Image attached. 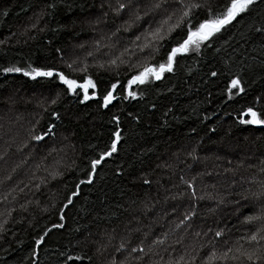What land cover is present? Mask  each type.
<instances>
[{"label": "trees", "instance_id": "trees-1", "mask_svg": "<svg viewBox=\"0 0 264 264\" xmlns=\"http://www.w3.org/2000/svg\"><path fill=\"white\" fill-rule=\"evenodd\" d=\"M47 3L56 7L47 10ZM97 3L98 0H0V40L7 38V43L0 45V66L18 62L53 64L73 78L83 76V72L72 73L62 66L60 58L73 42L88 37L89 30L83 21L96 12ZM42 9L52 13L38 25L45 31L19 28ZM257 11H264V4ZM178 35L179 32L173 34L161 53L153 56L156 64L164 62ZM229 36L235 39L226 44ZM237 39L233 29L202 46L200 52L179 56L173 72L164 73L160 80L131 86L130 90L137 93L135 99L124 100L122 96L123 85L136 71L92 68L86 74L99 82L101 94L117 79L121 81L117 99L106 109L99 108L96 99L81 104L72 96L57 97L61 89L48 78L32 81L20 73L0 74V112L7 110L12 93L33 95L47 91L58 100L57 104L42 106L33 120H28L32 111L25 106L30 107V103H16L9 118L17 111L20 119L15 129L22 131L20 136L16 131L10 135V120L5 121L0 115V190L7 192L15 186L16 193L26 195L24 199L18 197L0 215V224L4 226L0 230V264H31L34 239L43 235L45 228L49 234L38 247V264H60L61 260L64 264H98L91 242L102 229L122 222L130 209L147 197L155 204L156 214H162L155 197L165 201V195H170L176 201L183 194L182 199L189 193L185 181L197 185L196 196L204 197L193 221L192 229L199 233L197 243L207 246L209 251L213 241L219 251L240 245L249 251L264 247V240H248L260 224L244 223L245 216L259 215L264 206V198L255 195L264 190V126L235 122L236 113L264 91V78L246 76L245 87L251 95L228 99L225 89L229 77L223 60ZM56 48L62 49V53H56ZM210 71L221 74L211 77ZM52 111L58 112L60 119L51 116ZM113 116L118 120L113 121ZM26 123L31 134L48 131L52 124L55 132L50 136L65 134L75 143V156L52 179L48 177L50 167L40 159V152L13 153L17 146L14 141L21 136L24 149L21 147L20 151L25 150L26 143L32 144L25 139ZM117 125L121 131L117 151L97 166L92 183L77 189L81 180H87L90 161L107 150ZM6 156L9 159L5 161ZM144 179L151 183L144 184ZM72 191L78 195L61 213L60 208L65 207V198ZM61 215L65 216L64 221H60ZM57 223L64 227L53 228ZM216 231H222L224 236L215 237ZM60 252H65V256L60 257ZM68 256L82 259L70 261Z\"/></svg>", "mask_w": 264, "mask_h": 264}, {"label": "snow or ice", "instance_id": "snow-or-ice-1", "mask_svg": "<svg viewBox=\"0 0 264 264\" xmlns=\"http://www.w3.org/2000/svg\"><path fill=\"white\" fill-rule=\"evenodd\" d=\"M262 4H264V0H152L150 4L145 6L146 10L142 11L139 7V0H116L115 4L108 3L107 7L114 16L120 17L124 13H128V21H125V24L121 26L125 32H128L133 24L143 28V31L137 34L131 41L142 53L149 51L150 56L160 54L164 49L165 43L171 40L173 34L179 32L178 38L170 49L167 50L164 62L159 64L145 62L141 70L127 79V83L123 85L125 94L122 96V99H135L137 93L130 90L131 86L137 84L143 85L150 79L160 80L164 73L174 71V65L178 63L177 58L179 56L192 51L200 52L202 46L210 45L213 40L221 39L227 32L233 29H235V36L238 39L235 42V46L231 48V53H225L227 59L223 60L225 66L224 71L229 77L225 91L228 93L229 100L233 98L238 99L241 96H250L251 93L245 87L247 84L245 77L248 76L251 78L253 75H259L264 78V11H257ZM54 7H56L54 3H47L45 5V9L47 10H51ZM45 9L34 14L35 22L30 25L32 30L40 32L46 30L44 28H38L39 23L46 16L51 17L52 15L51 11H46ZM107 16L108 12H105L104 18H107ZM156 16H160L161 18L157 21L155 19ZM97 22H99V18ZM119 30L118 28L117 31ZM53 31H56V29H53ZM142 38L144 42L140 43ZM234 39V36H229L225 43L227 44L228 41ZM6 43L7 38L0 40V45ZM55 51L58 54L62 53V49L60 48H56ZM217 51L220 50L217 49ZM91 55L92 53L89 52L88 56ZM61 59H63L62 55ZM109 63L116 64V60H110ZM65 67L70 69L72 73L83 72L85 74L81 77L73 78L71 73H66L56 65L36 64L34 62L23 64L18 62L11 63L9 66H0V74L20 73L32 81H38L39 78H48L52 82L58 83L61 89L56 93L57 97L61 95L72 96L78 99L81 104L85 101L96 99L99 108L103 109L108 108L117 99L116 92L121 85L119 79L111 83L101 94L98 88L99 82L86 74L88 71L87 68H78L76 61L66 63ZM100 67H103V65H100ZM220 74L218 71H210L211 77H217ZM253 83H255L254 80ZM262 101H264V91L252 97L248 101L247 106L236 113L235 122L240 125L264 126V103ZM51 103L57 104L58 100L52 99ZM51 116L60 119L59 113L56 111H52ZM205 118L208 119V117ZM112 120L117 121L118 117L113 116ZM209 131H215V129L209 128ZM54 132V126L49 124L48 131H44L41 134H32L31 139L43 142L46 137L53 135ZM112 136L114 138L111 140L110 145H108L107 150L101 151L98 158L90 161V170L86 173L87 180H81L76 185L77 189L82 184L92 183L97 166L106 157H110L117 151L118 141L121 139L119 125H117L116 131L112 133ZM189 155H192V153H189ZM55 175H59V173ZM181 179L183 180V177ZM143 183L147 185L151 182L148 179H144ZM185 183H187L189 189L194 188L192 183L187 181ZM77 195V191H72L70 195L66 196L67 204L65 207L60 208L61 213L65 212L67 205L72 204L73 198ZM255 195L264 198V190ZM173 199H176V197H173ZM190 199H197L194 191L190 193ZM199 199L202 200L204 197L201 196ZM246 210L250 211V209ZM194 216L195 210L193 208L184 214L183 218L176 224V228H180L185 222H189L190 226V219ZM59 219L60 221H64L65 216L61 215ZM244 223L249 225L259 223L261 225L248 237L249 241L264 240V206L259 209V215L253 214L245 216ZM3 227L0 224V230ZM52 227L59 229L63 228L64 224L57 223L53 224ZM43 233V235L34 239V244L31 247V264H38V247L42 246L45 242L49 230L45 228ZM196 235L198 236L199 233H196ZM214 235L215 237L222 238L224 233L222 231H216ZM182 242V239L176 241L178 245ZM163 243V239L153 241V244ZM212 244L213 249L211 251L207 249V246L201 244L199 247L186 248L184 253L179 256L174 257L172 254H169L167 261H156L155 264H230V262L244 264V261H248L250 264H264V247L251 251L240 247L219 251L215 248V241ZM124 248L125 244L121 243L116 251L119 252ZM202 249L203 251H207L206 256L203 255ZM139 250L140 252L144 251L143 248ZM132 252H137V248H132ZM59 256L64 257L65 252H60ZM200 257L203 258L200 259ZM25 259H28V257ZM81 259V256L67 257V260L70 261ZM136 259L139 260L140 257H136ZM60 264H64L63 260L60 261ZM112 264H116V261L113 260ZM120 264H125V261H120Z\"/></svg>", "mask_w": 264, "mask_h": 264}, {"label": "rangeland", "instance_id": "rangeland-1", "mask_svg": "<svg viewBox=\"0 0 264 264\" xmlns=\"http://www.w3.org/2000/svg\"><path fill=\"white\" fill-rule=\"evenodd\" d=\"M115 2L116 0H98L96 12L94 11L95 13L93 12L85 17L83 21L89 30L88 37L72 43L67 54L63 55V59L60 58L62 66L76 61L78 68L84 67L88 71L92 68H101L109 71L137 72L141 70L145 62L149 63V59L152 60L150 63H155L154 57L150 56L149 51L142 53L139 48L131 43L133 38L143 31V28L133 24L129 31L125 32L121 26L125 24V21H128V13L116 17L109 11L108 3L115 4ZM151 2L152 0H139L140 9L142 11L146 10L145 6ZM39 12L40 10H37V13ZM105 12H108L107 18H104ZM98 18L99 22H97ZM160 18V16L155 17L157 21ZM34 22L35 15L29 16L19 25V28L28 29L31 23ZM118 28L119 31H117ZM143 42L142 38L140 43ZM89 52L92 53L91 56H88ZM110 60H116V64H110ZM100 65H103V67H100ZM29 95L30 93H12L7 100V110L0 112L5 121L10 120V124L7 125V127H11L10 135H13L15 131L17 136L22 135V131L15 129V125L20 119L16 114L17 111L14 116L9 118V115L14 112L16 103H30V107L25 106L32 111L28 120H33L37 117L40 108L51 103V100L55 97L47 91H37L35 94ZM22 117L25 118L24 115ZM25 125L27 130L25 139H29L33 145L26 143L25 150L20 151L21 147L24 149L21 136L14 141L17 146L14 147L13 153L26 154L32 150L35 153L40 152L42 155L40 159L45 160V166L50 167L48 177L50 179L54 178L57 176L55 174L61 171L69 159L75 156V143L67 135L58 133L55 136H50V138L46 137L43 142L34 141L31 139L32 134L28 123ZM8 159V156L4 158L5 161ZM193 185V189L186 186L189 190L188 195L181 199L180 194L176 201L170 195H165L167 197L165 201H160V198L156 196L155 199H157L156 201L162 211L160 215L156 214L155 204L151 203L150 198L147 197L141 204L132 207L128 216L122 222L114 227L102 229L101 233L91 242V246L98 256V264H112L113 260L116 261V264H120V261H125V264H155L156 261H167L169 254L175 257L183 254L186 248L199 247L200 243H197L199 235H196L198 231L192 228L195 224L193 221L199 213L201 199L198 196H196V200L190 199L191 192L194 191L195 194L198 192L197 185ZM15 188V186L9 188L7 192H4L3 189L0 190V215L3 213L4 208L12 205L18 197L22 199L26 197V195L16 193ZM193 208L195 216L190 219V226L189 222H185L180 228H176V224L183 218L182 214ZM163 210H165V213H163ZM158 239H163L164 243L153 244V241ZM181 239L183 242L178 245L176 241ZM121 243L125 244V248L117 252L116 249L119 248ZM134 247L137 248L135 253L132 252ZM239 247L243 248V245ZM140 248H143L144 251L140 252ZM136 257H140V259L137 260ZM230 264H235V262H230Z\"/></svg>", "mask_w": 264, "mask_h": 264}]
</instances>
